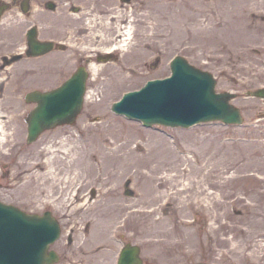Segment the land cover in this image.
<instances>
[{
    "label": "rangeland",
    "instance_id": "374dc122",
    "mask_svg": "<svg viewBox=\"0 0 264 264\" xmlns=\"http://www.w3.org/2000/svg\"><path fill=\"white\" fill-rule=\"evenodd\" d=\"M3 1L8 7L0 19V41L11 40V47L0 50L10 53L23 44L27 25L37 20L22 11L20 0ZM54 1L60 2L55 9L29 8L43 12L40 29L58 28L56 34L65 35L64 55L70 62L63 71L33 75L22 72L31 68L27 59L10 64L18 75L12 76L16 88L0 91V199L26 211L49 208L57 216L62 231L50 247L62 257L53 264H94L97 260H85L90 254L112 259L126 241L140 246L142 264H264V100L244 93L264 85V0H115L126 11L121 22L131 23L129 44L115 48V58L90 71L83 107L73 123L45 129L28 142L26 117L34 102L25 101L24 93L35 86H56L73 70L76 61L71 58L78 53L95 55L104 45L113 46L94 40L97 26L84 37L87 30L79 31L93 13L103 15L106 5ZM153 31L155 38H148L147 47L145 34ZM175 54L211 71L217 90L236 92L232 101L241 109L242 123L146 127L111 109L124 91L168 74ZM121 143L119 152L131 149L138 160L124 172L116 160L104 163L99 154V149L109 151ZM152 146L158 155L152 154ZM52 153L57 158L50 165ZM73 155H78V165L67 169L64 161ZM82 157L92 163V175L78 173ZM173 157L179 169L171 167ZM186 159L193 161L191 169ZM102 163L106 172L114 173H101L104 188L111 190L100 194L101 183L93 174ZM155 164L161 165L159 173L176 174L156 189H179L172 204L165 196L154 203L136 201L142 188L156 184L145 175ZM200 165L203 169H196ZM137 169L143 175L135 176ZM209 169L210 177H205ZM199 176L204 178L201 184L196 182Z\"/></svg>",
    "mask_w": 264,
    "mask_h": 264
},
{
    "label": "water",
    "instance_id": "95a60500",
    "mask_svg": "<svg viewBox=\"0 0 264 264\" xmlns=\"http://www.w3.org/2000/svg\"><path fill=\"white\" fill-rule=\"evenodd\" d=\"M34 43L33 53L50 48V42ZM170 65L171 75L150 79L140 89L127 91L113 103L112 109L141 119L146 125L158 122L188 126L212 119L226 123L242 121L239 107L230 101L235 93L216 91V81L211 72L196 67L180 55ZM85 78L86 72L78 68L55 89L26 93V99L37 102L27 119L28 140L35 139L44 128L74 120L82 106ZM246 93L264 99V86L247 89ZM57 233L58 223L50 214L27 213L0 201V264L51 263L56 256L53 251L47 255L46 247ZM35 238L39 239L32 244ZM137 252L136 245H129L122 255L121 264H140Z\"/></svg>",
    "mask_w": 264,
    "mask_h": 264
},
{
    "label": "bare ground",
    "instance_id": "6f19581e",
    "mask_svg": "<svg viewBox=\"0 0 264 264\" xmlns=\"http://www.w3.org/2000/svg\"><path fill=\"white\" fill-rule=\"evenodd\" d=\"M83 1H87V2H92L94 5L100 4V5H106L104 10H100L102 13H104L103 15H99L97 13H93L92 19L90 21H85L80 28L79 31H85L87 30V33L82 34L81 36H85L86 34L91 33L89 30L92 26H97L98 30H96V34L93 35L94 38L96 37V39L99 43H113L114 48H122L124 49V47L126 48V46L129 44L130 42V31H131V23L130 25L122 23L121 19H123L125 17V13L126 11H124L122 8H119L116 5L115 0H83ZM105 19V20H104ZM98 20V21H97ZM152 30H156V25H152ZM93 34V33H92ZM155 32L153 31V33H151L150 35H148L147 33L145 34V38L143 43L146 44V46L148 47V44H151L150 41H148L149 39H153L155 38ZM112 46H103L101 48H103L102 50L104 51H111ZM91 70H96V65L93 63L90 65ZM2 104V102H0V105ZM1 122H2V117L0 115V131H1ZM126 143V142H125ZM125 143H121L117 146L111 147V150L106 151L103 148L100 150L99 149V154L101 159H103L104 163H107L106 161H112L113 159L116 160V164H118V168L122 170V172L126 171L127 169L130 168V166L134 165L138 160L136 155L133 153V151L131 149L125 150L124 152H119L120 149L123 148ZM151 150L153 151L152 154H154L155 156L158 155V152L155 150V147L152 146ZM56 154L52 153V155L47 158V162L50 165H53V162L56 160L57 157H55ZM86 156V154H85ZM153 156V155H150ZM149 156V158H150ZM60 158H67L66 156L60 157ZM148 158V159H149ZM85 159V162H83V166L81 168V170H78V173L80 172L82 177L86 176V175H92L93 172V166L92 163L89 162L88 160H86V157H82L81 161ZM64 161V160H63ZM171 161V167L172 168H177L178 167V162L176 161V157H173V159L170 160ZM78 155H76V157L73 155L72 157H69V159H67V162L64 161V164H66L67 169L68 168H72L75 169L78 165ZM183 162V161H182ZM181 162V164H182ZM187 162L186 166H190L189 169H191L193 161H188L187 159L184 161ZM81 163V162H80ZM191 164V165H190ZM139 166V165H137ZM184 167L185 169H187L188 167ZM183 168V169H184ZM196 169L202 170L203 167L202 165L198 166ZM51 172H54L52 177L55 179L56 178V174H55V170L54 167L52 166V168H50ZM193 170V169H192ZM192 170H189V172H191ZM106 172L107 169L106 167L104 168L103 163L102 165H99V170L95 172V174H93V177L95 180H99L100 181V185H99V193L102 194V192L104 193H108L111 190V187H107L104 188V177H101V173ZM117 172V171H116ZM120 171H118L117 173H119ZM159 172H163L161 170V165L160 164H155V165H150V168L148 170V172L145 174L147 177L150 178V180L154 181V183H156L155 185L152 186H147L141 189L138 199L136 201H140L141 203L146 202V201H152L153 203L156 201H158V198L161 196H165L168 199L171 200V202L169 204H172L177 198L178 195L180 193L179 189H172L170 188V186H166L165 189H162L160 192H156V189L158 187H160L161 185H164L167 181L171 180L173 178V176H175L176 174H174L173 176H168L166 173H159ZM212 172V169H209L205 172V177L209 176ZM107 176L110 177L111 175H113V171H109L106 172ZM143 175V171H139L134 170V175ZM115 176H118V174H115ZM210 177V176H209ZM198 180H196L197 183H200L203 181L204 178H201V176H199L197 178ZM200 191H196L195 192V196L199 194ZM111 198V197H110ZM90 206V205H89ZM88 206V207H89ZM156 210V207L154 208H150L149 211L152 213ZM87 238L89 239V236H87ZM86 241V240H85Z\"/></svg>",
    "mask_w": 264,
    "mask_h": 264
},
{
    "label": "flooded vegetation",
    "instance_id": "af4514ba",
    "mask_svg": "<svg viewBox=\"0 0 264 264\" xmlns=\"http://www.w3.org/2000/svg\"><path fill=\"white\" fill-rule=\"evenodd\" d=\"M23 3H25L26 5H55V8L57 7V5L60 4L59 1H50V0H20L18 2V5L21 6L23 5ZM72 7L75 8L77 6L72 5ZM26 12H27V15H32V18L34 17L37 20V24L35 23L36 21H32L30 23V26L36 25L35 26L36 28L34 29L33 33L30 35V39L31 40L36 39L40 41L51 40L52 48L50 51L44 54H41V55H37V56L28 55L27 51H30L32 49V46L29 43V41H27L28 39L25 36L23 40L24 41L23 44L17 45L16 47L18 48L14 50L11 49L10 53L7 52L9 49L0 50V91L3 90L7 86L9 87L13 86V88L17 87V81H12V78L14 76H17L18 73L16 72V69H14V67H12V65L10 64L15 65L17 61L21 59H27V63L31 66L29 70L22 71L23 73H27V75L42 74V72L44 73V71L49 72V71H54L55 69H58V70L61 69V71H63L66 64L70 62L65 58V55H64V52L68 48L65 35L64 34L57 35L55 30H59L58 28H52L50 31H45L42 27L40 29V26L38 23L39 21H42L44 18L43 12L41 13L40 11H37L34 13L32 7L28 8ZM9 41L11 40H5L4 42L0 41L2 43L0 46H2L3 48L11 47V44H9L10 43ZM48 57H53L50 63L49 61L45 60ZM98 58H99L98 54L91 55V54H86V53H78L76 57H73L71 59L76 61V63L74 64V68L78 66H83V68L89 69L90 65L93 64L92 62L94 61L93 59L98 60ZM7 62L9 63V65ZM35 87H32V88H35ZM61 231H62V228H61ZM59 237L55 240V242L59 239ZM70 240H71V235L68 236V241ZM59 255L61 256L60 253ZM85 260H87V262L89 260H97L96 262H94V264H106L107 262L108 263L111 262V259L106 258L105 255L103 256L100 255L99 257H95V258H93L92 256L90 257V259L86 257ZM66 264H69V261H66Z\"/></svg>",
    "mask_w": 264,
    "mask_h": 264
}]
</instances>
